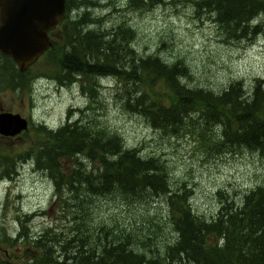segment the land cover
<instances>
[{"label":"trees","instance_id":"1","mask_svg":"<svg viewBox=\"0 0 264 264\" xmlns=\"http://www.w3.org/2000/svg\"><path fill=\"white\" fill-rule=\"evenodd\" d=\"M79 1H83L82 5H91L85 2L88 0H67L61 29L63 45L70 51L64 54L63 65L56 66L68 72L60 71L59 79L67 77L72 82L73 75L90 79L124 75L129 71L130 75L125 76L132 81H137L133 80L135 76L145 79L150 83V92L138 88L132 94L134 102L127 101V104L154 128L178 133L193 123L194 113L204 120V128L212 124L218 128L220 145L224 148L222 141L229 147H242L264 156V80L250 90L239 81L220 92L191 87L183 82L189 72L182 61L169 64L159 55L140 56L131 48L128 38L134 33L130 27L118 26L113 32L103 34L91 29L81 14L74 19L72 11L78 10ZM138 1L130 0L131 3ZM197 4L212 12L213 19L224 30L239 29L241 36L262 33L260 25L250 27L249 24L264 18V0H200ZM52 42L44 54L49 61L65 51ZM29 71H21L10 56L0 53V89L28 88ZM138 83L148 86L139 79ZM157 86L168 96H159L157 92L164 93L157 91ZM96 127L77 120L57 129L37 127L38 135L46 142L34 154L36 165L50 171L54 189L61 198L58 204L61 216L56 223H62L63 227L44 228L32 239L22 224L18 235L28 242L27 248L30 247L34 257L15 261L4 251L0 253V264H264V185L243 192L239 198L220 190L217 213L207 218L194 212L187 188L171 183L162 161L155 156H143L136 148H127L119 134ZM26 154L7 156L6 166L10 167L7 171H13L17 158L24 159ZM85 158L93 164L87 173L82 165ZM65 159L72 166L66 168ZM82 187L92 198L113 192L140 196L144 189L150 198L167 197V213L161 222L165 227L170 226L175 236L155 248L139 242L124 230H116L123 234L119 236L102 223L92 227L98 223L84 210L91 206L81 192ZM72 208L81 212L78 214ZM3 230L0 225L4 235L0 244H10L14 239L6 237ZM66 231L71 235H66ZM58 242L61 244L57 245Z\"/></svg>","mask_w":264,"mask_h":264},{"label":"rangeland","instance_id":"2","mask_svg":"<svg viewBox=\"0 0 264 264\" xmlns=\"http://www.w3.org/2000/svg\"><path fill=\"white\" fill-rule=\"evenodd\" d=\"M199 1H85L91 2L89 6L79 1V8L72 11V16L74 19L80 14L86 17V24H91V29L97 33L113 32L118 26L130 27L134 33L128 38L131 48L140 56L159 55L169 64L182 61L189 72L183 82L191 87L220 92L240 81L245 88L252 89L258 81L264 80V18L259 17L249 24L250 27L260 25L262 33L250 32L241 36L239 29H222L213 19L212 12L198 6ZM59 29L51 38L65 51L51 61L45 57L37 61L30 68L28 88L0 89V112L20 113L31 122L29 129L17 136L0 134V225H3L6 237L14 239L10 244H0L1 254L7 251L15 261L34 257L30 247L27 248L28 242L18 235L22 224L32 239L44 228L63 227L62 223H56L61 216L58 205L61 198L54 189L50 171L36 165L34 154L46 142L37 133L40 125L57 129L68 121L77 120L119 134L127 148H136L141 155L155 156L162 161L171 183L187 188L194 212L207 218L217 213L220 190L239 198L243 192L264 185V156L242 147H229L222 141L226 145L224 148L220 145L218 128L213 124L204 128V120L198 115L193 113V123L175 133L172 129H156L142 114L133 112L127 101L134 102L132 94L138 88L150 92V83L145 79L135 76L133 80L137 81H132L125 76L130 75L129 71L124 75L90 79L73 75L72 82L67 77L59 79L60 71H68L58 64L63 65V56L70 51L63 45V32L61 27ZM121 69V72L125 71L123 67ZM138 79L148 86L140 85ZM159 86L156 90L164 93ZM26 152L24 159L17 158L14 170L7 171L10 167L6 166V157ZM63 162L66 168L72 166L69 160ZM82 165L87 173L93 164L85 158ZM83 187L81 192L86 191ZM83 195L91 206L84 210L98 223L92 227L102 223L111 230H124L139 242L155 248L175 236L171 227H165L161 222L167 213V197L150 198L145 189L140 196L117 192L94 198L87 192ZM72 211L81 212L78 208H72ZM129 227L128 231L126 228ZM65 233L71 235V232ZM3 238L0 232V240Z\"/></svg>","mask_w":264,"mask_h":264},{"label":"water","instance_id":"3","mask_svg":"<svg viewBox=\"0 0 264 264\" xmlns=\"http://www.w3.org/2000/svg\"><path fill=\"white\" fill-rule=\"evenodd\" d=\"M66 0H0V53L22 71L52 45L49 32L64 21ZM29 129L20 113L0 112V134L17 136Z\"/></svg>","mask_w":264,"mask_h":264},{"label":"bare ground","instance_id":"4","mask_svg":"<svg viewBox=\"0 0 264 264\" xmlns=\"http://www.w3.org/2000/svg\"><path fill=\"white\" fill-rule=\"evenodd\" d=\"M77 80V79H76ZM240 82V81H239Z\"/></svg>","mask_w":264,"mask_h":264},{"label":"flooded vegetation","instance_id":"5","mask_svg":"<svg viewBox=\"0 0 264 264\" xmlns=\"http://www.w3.org/2000/svg\"><path fill=\"white\" fill-rule=\"evenodd\" d=\"M1 111V110H0Z\"/></svg>","mask_w":264,"mask_h":264}]
</instances>
